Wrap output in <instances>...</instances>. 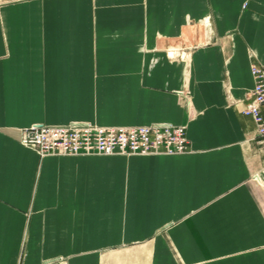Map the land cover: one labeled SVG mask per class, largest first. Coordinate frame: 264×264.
Listing matches in <instances>:
<instances>
[{
	"label": "crops",
	"instance_id": "crops-1",
	"mask_svg": "<svg viewBox=\"0 0 264 264\" xmlns=\"http://www.w3.org/2000/svg\"><path fill=\"white\" fill-rule=\"evenodd\" d=\"M263 61L264 0H0V264H264ZM70 121L186 124L190 147L21 143Z\"/></svg>",
	"mask_w": 264,
	"mask_h": 264
},
{
	"label": "built area",
	"instance_id": "built-area-1",
	"mask_svg": "<svg viewBox=\"0 0 264 264\" xmlns=\"http://www.w3.org/2000/svg\"><path fill=\"white\" fill-rule=\"evenodd\" d=\"M178 58H182L180 55ZM255 85L243 113L256 125L264 142V61L251 65ZM21 143L41 156L49 154H178L189 150L186 124L100 125L87 121L36 123L21 130ZM257 175H255V179Z\"/></svg>",
	"mask_w": 264,
	"mask_h": 264
},
{
	"label": "rangeland",
	"instance_id": "rangeland-1",
	"mask_svg": "<svg viewBox=\"0 0 264 264\" xmlns=\"http://www.w3.org/2000/svg\"><path fill=\"white\" fill-rule=\"evenodd\" d=\"M70 122H72V121H70ZM70 122H68V123H70ZM87 122H91V121H87ZM92 123H95V122H92ZM95 124H98V123H95ZM119 154H122V153H119ZM154 154H164V153H154ZM69 155H71V154H69ZM82 155H88V154H82ZM105 155H107V154H105ZM124 155L129 156V155H150V154L133 153V154H124ZM256 177H258V176H256ZM258 179H260V178L258 177Z\"/></svg>",
	"mask_w": 264,
	"mask_h": 264
}]
</instances>
